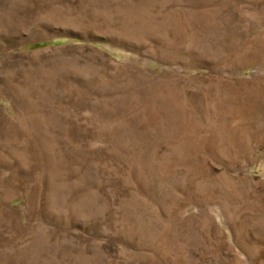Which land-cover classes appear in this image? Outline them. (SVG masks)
Instances as JSON below:
<instances>
[{
  "label": "rangeland",
  "instance_id": "rangeland-1",
  "mask_svg": "<svg viewBox=\"0 0 264 264\" xmlns=\"http://www.w3.org/2000/svg\"><path fill=\"white\" fill-rule=\"evenodd\" d=\"M0 264H264V0H0Z\"/></svg>",
  "mask_w": 264,
  "mask_h": 264
}]
</instances>
